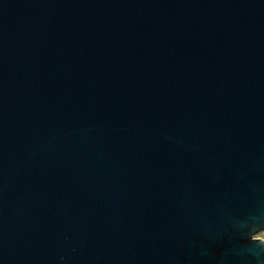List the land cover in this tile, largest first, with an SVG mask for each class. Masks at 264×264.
<instances>
[{
  "label": "water",
  "instance_id": "water-1",
  "mask_svg": "<svg viewBox=\"0 0 264 264\" xmlns=\"http://www.w3.org/2000/svg\"><path fill=\"white\" fill-rule=\"evenodd\" d=\"M264 0H0V264H264Z\"/></svg>",
  "mask_w": 264,
  "mask_h": 264
},
{
  "label": "rangeland",
  "instance_id": "rangeland-1",
  "mask_svg": "<svg viewBox=\"0 0 264 264\" xmlns=\"http://www.w3.org/2000/svg\"><path fill=\"white\" fill-rule=\"evenodd\" d=\"M257 235H258V237H263L264 236V233H263V231H261Z\"/></svg>",
  "mask_w": 264,
  "mask_h": 264
},
{
  "label": "built area",
  "instance_id": "built-area-1",
  "mask_svg": "<svg viewBox=\"0 0 264 264\" xmlns=\"http://www.w3.org/2000/svg\"><path fill=\"white\" fill-rule=\"evenodd\" d=\"M263 233H264V230H263ZM254 237L260 238V239H262L264 241V236L263 237H258V235L256 234Z\"/></svg>",
  "mask_w": 264,
  "mask_h": 264
}]
</instances>
